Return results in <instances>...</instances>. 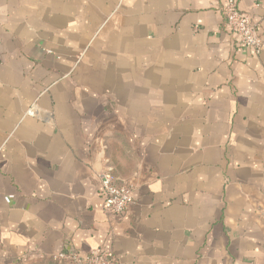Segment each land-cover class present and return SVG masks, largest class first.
Here are the masks:
<instances>
[{
    "label": "crops",
    "instance_id": "obj_1",
    "mask_svg": "<svg viewBox=\"0 0 264 264\" xmlns=\"http://www.w3.org/2000/svg\"><path fill=\"white\" fill-rule=\"evenodd\" d=\"M224 3L0 0V264H264V0L258 54Z\"/></svg>",
    "mask_w": 264,
    "mask_h": 264
},
{
    "label": "built area",
    "instance_id": "obj_2",
    "mask_svg": "<svg viewBox=\"0 0 264 264\" xmlns=\"http://www.w3.org/2000/svg\"><path fill=\"white\" fill-rule=\"evenodd\" d=\"M222 12L226 27L238 35L241 46L258 54L262 49L263 42L250 15L240 11L236 0H225ZM97 177L101 186L104 212L109 215L123 214L128 205L133 202L132 185L118 184L114 176L107 170L100 171ZM55 258L65 260L70 264H116L111 251L102 247H96L85 255L75 251L59 252Z\"/></svg>",
    "mask_w": 264,
    "mask_h": 264
}]
</instances>
